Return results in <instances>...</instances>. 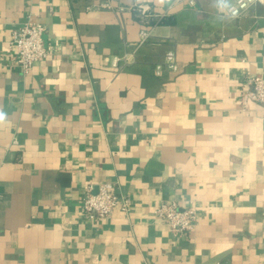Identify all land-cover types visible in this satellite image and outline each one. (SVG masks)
<instances>
[{
    "label": "crops",
    "instance_id": "crops-1",
    "mask_svg": "<svg viewBox=\"0 0 264 264\" xmlns=\"http://www.w3.org/2000/svg\"><path fill=\"white\" fill-rule=\"evenodd\" d=\"M215 17L213 0H0V264H264V105L240 101L264 79V5ZM28 22L49 55L24 74L9 37ZM104 183L130 211L90 222ZM163 202L193 229L170 233Z\"/></svg>",
    "mask_w": 264,
    "mask_h": 264
},
{
    "label": "built area",
    "instance_id": "built-area-1",
    "mask_svg": "<svg viewBox=\"0 0 264 264\" xmlns=\"http://www.w3.org/2000/svg\"><path fill=\"white\" fill-rule=\"evenodd\" d=\"M256 4L264 5V0H251L248 8L242 10L239 17L245 15L249 8ZM134 8L143 20L151 18L149 6L137 5ZM43 32L42 25L29 22L11 32L9 43L15 53V63L24 74H27L36 63L43 61L49 55V50L43 44ZM140 35L143 39L148 36L145 32H141ZM163 65L170 71L176 70L173 52L165 54ZM161 68L160 65L156 66V71L159 72ZM242 88L240 101L243 106L247 102L264 105V79L247 76ZM130 207V198L118 191L116 183L100 184L96 189L88 186L81 201V213L90 222L104 220L116 209L127 215ZM152 212L154 217L173 235H183L191 231L197 221L195 209H181L175 202H163Z\"/></svg>",
    "mask_w": 264,
    "mask_h": 264
},
{
    "label": "clouds",
    "instance_id": "clouds-1",
    "mask_svg": "<svg viewBox=\"0 0 264 264\" xmlns=\"http://www.w3.org/2000/svg\"><path fill=\"white\" fill-rule=\"evenodd\" d=\"M251 0H213L216 9V21H234L241 15L242 10L248 8ZM7 120V113L0 109V122Z\"/></svg>",
    "mask_w": 264,
    "mask_h": 264
}]
</instances>
